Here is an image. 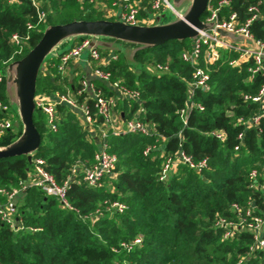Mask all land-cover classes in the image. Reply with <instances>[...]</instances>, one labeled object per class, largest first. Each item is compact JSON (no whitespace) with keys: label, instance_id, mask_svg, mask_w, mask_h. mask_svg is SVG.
<instances>
[{"label":"trees","instance_id":"trees-1","mask_svg":"<svg viewBox=\"0 0 264 264\" xmlns=\"http://www.w3.org/2000/svg\"><path fill=\"white\" fill-rule=\"evenodd\" d=\"M256 1L228 0L219 16L227 18L236 13L239 24H243L251 17L248 8ZM37 10L44 13L43 20H38ZM206 14L207 10L202 19ZM99 15L103 16L93 10L90 0H46L37 7L31 0H0V102L9 105L2 70L26 56L47 27L109 20L96 18ZM27 24L32 28L27 29ZM249 31L264 42V15L251 22ZM13 34L22 40L29 37L22 41V50L12 42ZM85 39L77 38L69 47L61 45L59 54L43 61L34 96L69 92L78 105L88 108L92 127L99 130L101 118L93 99L88 93H78L81 75L70 80L56 69L60 57L76 45L74 42L80 44ZM106 41L135 49L134 65L127 62L120 49H98L102 57H116L99 68L110 73L107 84L137 91L139 100L118 99L105 82L97 79L92 83L105 97L115 99L113 110L118 111L121 121L136 117L149 133L116 136L108 130L104 143L106 150L117 157L116 167L113 176L104 179L102 188L91 189L83 181V172L93 164L100 138L89 132L78 109L57 105L56 130L52 131L46 115L35 106L33 123L40 143L31 154V163L27 155L0 159V191H20L17 215L25 226L37 230L14 233L0 221V264H264V247L251 251L254 240L250 232L240 229L225 239L224 230L213 226L217 216L236 220L233 204L244 210L253 207L255 215L264 213L263 193L250 187L254 183L264 186V117L258 125L248 123L259 112V105L243 99L256 95L264 76L257 74L249 79L251 60L232 66L229 63L238 54L220 48L218 59L207 68L208 90L194 89L190 96L188 83L193 69L182 61L181 53L195 40L144 48L110 38ZM156 64L167 66L168 71L151 73L148 66ZM189 101L200 104L203 111L191 107L182 120L180 111ZM0 118H8L7 112L0 111ZM212 131H222L224 141L211 136ZM22 132L20 122L12 121L11 128L0 137V147L14 143ZM239 134L242 139H238ZM146 149L149 151L144 154ZM179 150L195 163L205 159L206 167L197 172L177 162L167 179L161 181L166 159L174 158ZM35 159L43 160L45 171L58 184L71 179L66 197L79 214L63 209L54 197L36 187L20 189ZM252 170L256 171L254 180L249 178ZM113 200L126 203V209L122 213L106 212L103 202ZM6 203L7 197L0 193V205ZM97 209L101 210L99 217H79L94 214ZM262 237L264 240V233ZM136 238L141 244L132 251L120 249L121 242Z\"/></svg>","mask_w":264,"mask_h":264},{"label":"built area","instance_id":"built-area-1","mask_svg":"<svg viewBox=\"0 0 264 264\" xmlns=\"http://www.w3.org/2000/svg\"><path fill=\"white\" fill-rule=\"evenodd\" d=\"M212 1V0H211ZM32 4L37 7L35 0H31ZM146 3L145 16L141 15V4ZM229 4L228 0H219L216 4L207 6V14L202 19L204 23H213V28L209 30L199 31L197 39L192 43L189 50H184L181 53V59L183 62L188 63L192 67L191 80L188 83L189 95L193 93L194 89L208 90V66L213 64L219 57L218 49H228L238 54L236 59L230 61V65L237 66L242 62L251 60L252 65L248 67L249 79H253L255 75L260 74L264 76V42L256 40L249 31V25L252 21L260 18L264 15V0H257L255 4L248 8L251 13V17L243 24H239L236 13H231L227 18H220V10L222 7ZM113 7H117L116 20L120 22L134 26V25H151L154 22V15L159 14L167 9H171V5L168 0H114ZM38 20L44 19V13L37 10ZM32 26L27 24V29H31ZM221 29L229 33H233L241 37V41H231L229 38L222 37L218 34L217 30ZM28 36L22 40L16 34H13L11 40L14 44L21 47L22 41L28 40ZM89 45V39L83 40L80 44H76L67 53L60 57V63L56 69L60 73H65L67 66L72 62L80 61L82 52ZM204 48V49H203ZM22 50V47L21 49ZM115 56L102 57L98 50H92L89 52L85 63L91 66L92 75L94 78L109 82L110 73L99 68L100 65L108 63V61L114 60ZM201 62L204 67H201ZM94 63V64H93ZM156 68L159 71H168L167 66L157 64ZM3 77L0 72V83ZM81 93H88L94 101V108L98 116L101 118V124L99 129L100 146L97 152L93 156V164L84 170L83 181L88 188L97 189L104 186V179L108 176H113L117 157L114 154L109 153L106 150L104 139L108 130H112L113 134L120 136L126 133H138L147 135L149 130L147 126L137 119L136 117L128 120L121 121L120 117L116 116L113 110L115 106L114 98H107L103 95L100 89H97L90 81L84 77L80 80ZM113 87L117 88L126 98L139 100V93L137 91L129 90L125 87H119L117 84H113ZM244 100H251L259 105V112L254 115L248 123L258 125L259 120L264 117V84L260 86L258 92L254 96L245 95ZM59 104L67 105L71 108L78 109L82 113L87 129L92 127V119L89 114V110L85 105H78L77 101L68 93L63 94L55 92L51 97L41 95L35 98V106L43 111L46 115L47 123L52 131L56 130V106ZM191 107L197 108L199 111H203V107L200 104H194L189 101L186 104V108L180 111L182 120ZM0 111L8 112L9 107L0 102ZM242 119H240L241 121ZM12 126V121L8 118H0V137L9 130ZM216 140L223 142L225 135L222 131H212L210 133ZM238 139H242V134L238 135ZM237 150V147L235 148ZM149 149H146V154ZM177 162H182L188 165L190 168L195 169L197 172L202 171L206 167V160H202L199 163L193 162L190 156L185 155L181 150L177 155L166 159L161 173L160 180L167 179L168 172L175 166ZM42 159H35L33 161L32 171L29 173L27 180L21 185V190L25 191L29 187H36L43 191L46 195L54 197L59 205L66 210L73 211L79 214L78 209L71 206L66 197L67 186L70 182L68 177L63 184H58L56 180L51 176L43 167ZM249 178L254 180L256 178V171L252 170L249 173ZM250 187H257L264 196V186H257L255 183ZM1 194L7 197V203L0 205V221L5 224L10 231L16 233L19 231L34 232L37 229L27 227L17 215L15 197L19 195L18 189H12L10 191L1 190ZM104 210L106 212H118L122 213L126 206L117 201H104ZM103 208V207H102ZM236 220H231L225 217L217 216L213 222L215 228L224 230L223 238H231L240 229H244L250 232L253 236L254 244L250 248L251 251L255 248H263L264 240V213L261 215H255L253 207H249L244 210L238 205L233 204L231 206ZM101 210H95L94 214L79 215L83 220L92 219L93 217H99ZM141 244V239L136 238L129 242H121L120 249L130 252L134 247ZM117 252L118 249H114Z\"/></svg>","mask_w":264,"mask_h":264},{"label":"water","instance_id":"water-1","mask_svg":"<svg viewBox=\"0 0 264 264\" xmlns=\"http://www.w3.org/2000/svg\"><path fill=\"white\" fill-rule=\"evenodd\" d=\"M210 2L211 0H193L191 8L185 14L178 13V16L171 13L169 16L164 13L156 14L153 24L148 26H130L117 19L115 21H72L47 27L41 39L27 55L10 65V73L14 81L13 89L10 92L4 76L8 104L12 94L15 98V110L19 115L23 132L11 145L0 147V159L27 155V160L31 163V154L40 143L39 133L33 123L37 72L44 60L59 54L61 45L67 44L69 47L77 38H86L89 39V45L82 52L81 62H85L92 50L120 49L125 53L127 62L134 65L132 60L134 48L117 47L113 43L107 42L106 39L120 40L125 43L140 45L143 48L161 45L168 41H182L187 38L196 40L199 31L213 28V23L202 21ZM176 20L179 23H175ZM217 32L220 36L229 38L234 42L242 40L241 37L221 29H218ZM59 36L69 38L61 40L58 39Z\"/></svg>","mask_w":264,"mask_h":264},{"label":"rangeland","instance_id":"rangeland-1","mask_svg":"<svg viewBox=\"0 0 264 264\" xmlns=\"http://www.w3.org/2000/svg\"><path fill=\"white\" fill-rule=\"evenodd\" d=\"M170 5H171V9H167L161 13H164L166 15H170L173 14V15H176L178 16V13L180 14H185L190 8H191V4H192V1L193 0H168ZM36 2L43 6L44 4H46V0H36ZM101 7L102 5H98L97 2L94 3V6H93V10L95 11H102L101 10ZM103 16L101 17V15L99 16H96V18H104V14H102ZM175 23H179L178 20L175 21ZM69 37L67 36H59L58 39H61V40H65V39H68ZM78 42L75 41L74 42V45L77 44ZM14 61H11L8 65H6V67L2 70V74L3 76L6 77V81H7V85H8V88H9V92L13 89V86H14V81H13V76L11 75L10 73V65L13 63ZM157 65V64H156ZM156 65H151V66H148L149 70L151 73H155V74H158L159 70L156 68ZM162 65V64H161ZM69 66V65H68ZM67 66V68H68ZM8 67V68H7ZM11 98H10V103H9V111L7 112V115H8V119H10L11 121H16L18 120L19 121V115L17 114L16 112V103H15V98L14 96L11 94L10 95ZM115 114L116 116L118 117V111H115ZM89 132L94 135L96 133V130L94 129V127H91V128H88ZM28 189V188H27ZM26 189V190H27ZM20 196H16L15 197V201L17 202L20 198ZM113 201H117V202H120L122 203L123 205L126 206V203L124 202H121V201H118V200H113Z\"/></svg>","mask_w":264,"mask_h":264},{"label":"crops","instance_id":"crops-1","mask_svg":"<svg viewBox=\"0 0 264 264\" xmlns=\"http://www.w3.org/2000/svg\"><path fill=\"white\" fill-rule=\"evenodd\" d=\"M93 2V6L94 3L97 2L98 5H102L101 10L100 11L102 14H104V18L105 19H116V13L118 11L117 7H113L112 3L114 0H90ZM141 15H143L145 13V10L147 8L146 3L145 4H141ZM65 73L69 76L70 80H73L74 77L81 75V78L84 77L85 79H87L88 81H90L92 83V81L97 80L96 78H94V76L92 75V71H91V66L87 65L85 62H81V61H77V62H72L69 64L68 68H66ZM106 85L110 86L112 88V90H114L117 94V98L118 99H123L125 96L115 87H113V85L107 84L108 82H105ZM93 84V83H92ZM59 92V91H56ZM55 93V92H54ZM69 95H71L69 92H67ZM53 93L51 94H47L46 96L51 97ZM45 95V94H43ZM99 130H96V133L94 134L95 137H99Z\"/></svg>","mask_w":264,"mask_h":264}]
</instances>
